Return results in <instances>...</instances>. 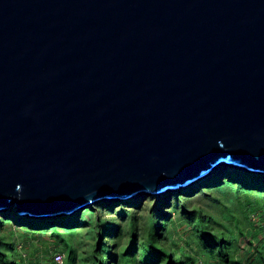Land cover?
<instances>
[{
	"label": "water",
	"instance_id": "95a60500",
	"mask_svg": "<svg viewBox=\"0 0 264 264\" xmlns=\"http://www.w3.org/2000/svg\"><path fill=\"white\" fill-rule=\"evenodd\" d=\"M218 163L264 170V0H0V209L70 213Z\"/></svg>",
	"mask_w": 264,
	"mask_h": 264
},
{
	"label": "rangeland",
	"instance_id": "374dc122",
	"mask_svg": "<svg viewBox=\"0 0 264 264\" xmlns=\"http://www.w3.org/2000/svg\"><path fill=\"white\" fill-rule=\"evenodd\" d=\"M151 232L171 264H264V172L220 165L195 184L54 216L21 215L14 202L0 210V264H46L56 251L63 264H145Z\"/></svg>",
	"mask_w": 264,
	"mask_h": 264
},
{
	"label": "trees",
	"instance_id": "16d2710c",
	"mask_svg": "<svg viewBox=\"0 0 264 264\" xmlns=\"http://www.w3.org/2000/svg\"><path fill=\"white\" fill-rule=\"evenodd\" d=\"M147 236H148V239H147V241L145 240L143 247H144L146 254L149 255V258L145 264H154V262H155V260H153L154 257H163L165 260L164 264H171V261L169 260V254L167 252H163V250H161V249L154 248L155 244H154V240H153V233L151 232ZM130 237H132L131 234H130ZM220 242L221 241L219 239H216L213 242L210 239L206 243V246L207 247H213L214 246L219 258H221L222 260H225V258H226L225 250L221 248ZM151 243L153 245H151ZM149 250H150V252L148 253Z\"/></svg>",
	"mask_w": 264,
	"mask_h": 264
},
{
	"label": "built area",
	"instance_id": "2783aa9c",
	"mask_svg": "<svg viewBox=\"0 0 264 264\" xmlns=\"http://www.w3.org/2000/svg\"><path fill=\"white\" fill-rule=\"evenodd\" d=\"M21 264H30L28 262L22 261ZM46 264H63V256L60 253H52ZM196 264H204L203 261L198 260Z\"/></svg>",
	"mask_w": 264,
	"mask_h": 264
},
{
	"label": "bare ground",
	"instance_id": "6f19581e",
	"mask_svg": "<svg viewBox=\"0 0 264 264\" xmlns=\"http://www.w3.org/2000/svg\"><path fill=\"white\" fill-rule=\"evenodd\" d=\"M220 165H225V164H222V163H218L217 165H215L213 168H211L210 170H209V172H211V170H213L214 168H217L218 166H220ZM246 170V169H245ZM249 171V170H248ZM209 172H207V173H209ZM253 172H255V171H253ZM262 172H264V170H259L258 172H256V173H262ZM206 173V174H207ZM144 193H141V195H143ZM161 194V193H160ZM15 198H13L12 200H14ZM110 201H112V200H110ZM14 202V201H13ZM88 206V205H87ZM0 210H2V209H0ZM79 211V210H78ZM41 217V216H40Z\"/></svg>",
	"mask_w": 264,
	"mask_h": 264
},
{
	"label": "crops",
	"instance_id": "0c3cea01",
	"mask_svg": "<svg viewBox=\"0 0 264 264\" xmlns=\"http://www.w3.org/2000/svg\"><path fill=\"white\" fill-rule=\"evenodd\" d=\"M55 253H59V252L56 251Z\"/></svg>",
	"mask_w": 264,
	"mask_h": 264
}]
</instances>
